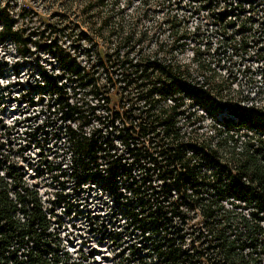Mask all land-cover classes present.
Listing matches in <instances>:
<instances>
[{"label": "trees", "instance_id": "16d2710c", "mask_svg": "<svg viewBox=\"0 0 264 264\" xmlns=\"http://www.w3.org/2000/svg\"><path fill=\"white\" fill-rule=\"evenodd\" d=\"M109 1L90 3L96 18ZM133 1L144 11L128 25ZM254 1L202 0L230 57L247 54L246 38L264 26ZM150 9L151 0H115L90 34L69 25L23 28L25 9L15 14L0 0V45L33 59L43 81L30 89L48 98L28 138L55 139L68 167L61 174L102 188L123 209L138 239L128 263L264 264V109L224 95L208 66L167 64L164 43L154 56L146 52L151 36L139 26ZM43 52L57 63L51 71L40 66ZM253 53L264 69V49ZM205 118L213 144L197 138ZM51 226L36 188L0 159V264H82Z\"/></svg>", "mask_w": 264, "mask_h": 264}, {"label": "rangeland", "instance_id": "374dc122", "mask_svg": "<svg viewBox=\"0 0 264 264\" xmlns=\"http://www.w3.org/2000/svg\"><path fill=\"white\" fill-rule=\"evenodd\" d=\"M1 1L9 2L15 14L25 9L23 28L69 25L78 28L76 32L86 30L90 34L91 24H99L115 4V0H110L101 17L96 18V12L89 8L96 0ZM211 1L206 0V4ZM130 4L124 10V17L128 25H133L140 18L138 13L142 15L144 9L138 2ZM204 6L202 0H151V11L142 18L139 26V30H148L151 36L146 52L151 50L154 56L156 42L164 43L159 57L162 55L167 64L190 67L195 71L200 66H208L215 73L207 72V76L215 77V81L226 88L224 95L236 101L250 99L264 109V69L257 53H253L264 49V41H260L264 26L259 28V33L246 38L250 48L247 54L242 52L230 57V50L224 51L214 34L212 12L206 11ZM251 10L256 11L255 21L264 24V0H255ZM112 18L116 24L119 16ZM83 44L91 46L86 42ZM103 44L99 43L101 47ZM38 56L44 69L51 71L52 63L56 67L57 63L47 53ZM42 78L33 59L20 58L10 42L6 46L0 45L1 162L3 166L16 167L27 183L39 192L51 217V231L72 258L82 264H131L128 263L129 252L138 239L123 209L102 188L89 184L79 186L69 174H61L68 167L65 168L60 143L55 139L30 141L28 138L35 116L48 101L30 89L32 85H42ZM112 98L114 103L118 99L115 95ZM34 105L35 110L31 108ZM203 126L198 129L197 138L213 144L216 136L210 130L212 120L205 118ZM183 128L186 132L192 129L188 125ZM194 224L197 220L192 221L191 226Z\"/></svg>", "mask_w": 264, "mask_h": 264}]
</instances>
